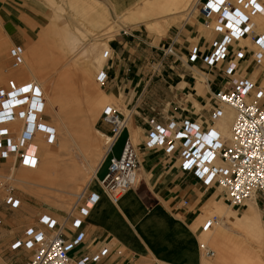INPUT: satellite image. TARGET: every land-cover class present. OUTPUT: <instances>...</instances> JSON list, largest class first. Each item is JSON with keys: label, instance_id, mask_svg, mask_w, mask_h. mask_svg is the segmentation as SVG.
<instances>
[{"label": "built area", "instance_id": "1", "mask_svg": "<svg viewBox=\"0 0 264 264\" xmlns=\"http://www.w3.org/2000/svg\"><path fill=\"white\" fill-rule=\"evenodd\" d=\"M194 9L206 17L205 26L215 34L202 45H190L186 57L188 63H200L219 71L220 84L209 92L208 117L203 123L173 115L164 121L150 118L143 146L160 148L167 156L176 155L181 171L191 173L205 187L219 188L220 197L232 208L241 207L251 197L260 196L264 201V83H257L241 72V61L248 48L241 41L243 37L252 45L250 61L264 70V31L256 30L253 19L264 15V5L260 0H196L187 17ZM178 43V34H173L162 50L163 55L176 56ZM109 55L110 49H105L103 57L108 59ZM8 56L10 68H19L24 63V48L12 44ZM108 80L107 69L101 67L95 81L105 88ZM224 107L234 112L229 137L218 129L225 115ZM45 108V95L35 81L19 82L12 77L0 85V168L8 165L10 169L7 175L0 174V192L8 209L20 206L12 185V171L16 167L38 165V138L45 144L55 141V128L43 118ZM131 115L130 109L125 113L113 104H106L99 116L109 130L102 133L105 145L102 161H108L107 171L98 182L113 203L138 183L139 154L132 140L125 139L118 156L112 154ZM98 197L89 184L85 185L75 195L74 204L62 221L49 213H39L36 224L26 226L14 236L7 250L31 251L23 264L99 261L108 254L106 246L91 255L78 252L85 236L81 229L83 218ZM219 221L215 214L207 216L201 231L212 229ZM199 249L206 257L214 255V250L204 242L199 243Z\"/></svg>", "mask_w": 264, "mask_h": 264}, {"label": "crops", "instance_id": "2", "mask_svg": "<svg viewBox=\"0 0 264 264\" xmlns=\"http://www.w3.org/2000/svg\"><path fill=\"white\" fill-rule=\"evenodd\" d=\"M105 1L115 14L128 15L136 12L135 8L144 0ZM260 1L264 5V0ZM180 16L179 11L162 15L163 18L158 20L161 29L159 34L139 30L137 24L130 26L128 31L120 30L111 43L109 58L103 62L102 67L107 69L109 75L104 92L117 100L118 107L123 112L129 109L132 111L129 124L127 123L120 136L124 137L123 143L128 138L138 147V183L126 191L117 203H113L101 187L96 189L89 185L99 197L89 215L83 218L81 229L85 236L78 252L91 255L106 246L108 254L99 261L88 264H160L157 261L161 264H202L199 257L198 263L194 260L198 254L196 244L208 230L199 231L202 225L194 222L200 215L197 208L206 204L208 190L212 194L215 188L205 187L191 173L181 171L176 155L167 156L160 148L146 149L143 146L146 122L150 118L164 121L173 115L203 123L208 117L209 92L218 85L215 74H211L208 68L186 61L190 45H202L215 36L205 26L206 17L199 13L185 19ZM253 19L256 20V30L264 31V15ZM8 22L14 25L11 18L5 21ZM14 32L9 36L5 33L12 44L28 45L22 33L20 41L15 43ZM173 34H178L177 55L164 56L162 50ZM247 40L245 37L241 38L248 47L245 58L241 61V72L257 83H264L263 68L255 67L250 61L252 45ZM43 118L47 121L45 113ZM231 122L232 112L226 109L224 117L218 123L223 136L230 130ZM96 125L102 133L109 130L108 125L100 118ZM112 154L118 156L120 152L117 154L112 149ZM105 161L107 160H101L96 168L93 178L97 181L101 179L97 177V173ZM217 196L216 194L215 197ZM184 200L186 204L183 203ZM247 203L244 204V211L258 216V208ZM38 214L33 224H36ZM212 236L220 250L219 260L227 252L233 254V258L241 264H260L257 259L252 263L248 248L242 244L234 245L225 232L214 230ZM157 240L163 243H156L155 246L153 242ZM138 241L150 255L138 252ZM204 241L203 239L201 242ZM121 246L123 251L118 249Z\"/></svg>", "mask_w": 264, "mask_h": 264}, {"label": "rangeland", "instance_id": "3", "mask_svg": "<svg viewBox=\"0 0 264 264\" xmlns=\"http://www.w3.org/2000/svg\"><path fill=\"white\" fill-rule=\"evenodd\" d=\"M195 1L144 0L135 8L136 12L122 15L115 14L105 0H0V73L6 75L0 79V85H5L9 78L14 77L7 74L24 67L23 73L27 74V77L21 82L29 80L38 82L46 99L47 122L56 131V138L52 144H45L40 138L37 139L39 163L36 168L16 167L12 171V185L15 194L20 198V207L8 209L1 201L3 192H0V264H23L31 255V251L28 250L18 253L8 251L7 245L24 227L34 223L39 212L49 213L62 221L73 206L75 195L85 185L89 184L96 189L101 187L96 178H93L105 148L102 130L96 123L104 105L113 104L118 107V104L116 99L104 92V87H99L95 75L103 66L104 50L110 49L114 36L120 30L128 31L134 24L138 25L139 30L159 34L161 29L158 20L163 18L162 15L179 11L180 18L185 19ZM196 12L194 9L193 17L196 16ZM8 18L13 20L14 25L10 22L5 23ZM13 32L15 43L20 41L21 33L28 42V45H22L25 49L24 63L16 69L10 68L8 56V49L13 42L7 36ZM209 71L215 74L216 81L220 84L218 69L213 68ZM224 109L232 112L233 119V109L230 107ZM56 111L61 120L57 118ZM65 125L73 131V137L84 150L85 144H81L83 137L92 138L94 150L99 151V156L95 158L93 154H87L83 150L86 155L83 157L71 138L69 136L67 138ZM77 127L79 130L81 127L85 130L78 131ZM224 136L229 137L230 131ZM123 140V136L117 139L113 147L115 153L120 152ZM47 150L55 154L53 163L45 157ZM107 165L108 161H105L97 173L98 178L104 176ZM74 166L78 169V179ZM9 170L8 165L3 166L0 168V174L7 175ZM74 178L78 183L72 187ZM219 191V188H215L211 194L208 190L206 195L208 206L205 204L197 208L200 215L194 222L202 225L203 220L213 214L220 218L218 225L203 234L204 242L212 246L210 248L214 250V255L206 257L200 252L199 243L203 241L201 238L197 240L198 254L194 260L197 262L199 257L202 264H241L233 258V254L227 252L222 253V260H219L220 250L216 247L212 232L220 230L229 236L232 231L228 232L230 230L223 226L227 216L225 213L235 221L240 216H245L247 211H244V203L239 208L230 207L222 200ZM247 202L258 208V216L255 213L254 216L259 219L258 224L264 229V201L259 196L247 199ZM233 225L235 227L229 229H236L237 233H234L235 240L231 242L248 248L252 263L257 259L260 264H264V233L259 242L254 243L247 235L245 227L237 223ZM153 243L156 246V243L163 242L157 240ZM137 245L139 251H136L147 254L139 241ZM118 249L123 251L124 248L121 246Z\"/></svg>", "mask_w": 264, "mask_h": 264}, {"label": "bare ground", "instance_id": "4", "mask_svg": "<svg viewBox=\"0 0 264 264\" xmlns=\"http://www.w3.org/2000/svg\"><path fill=\"white\" fill-rule=\"evenodd\" d=\"M6 43V42H5ZM3 44V43H2ZM2 47V46H1ZM2 49V48H1ZM5 52V51H4ZM23 69H25L24 67H21V68H19V69H17V70H15L13 73H11V74H7V75H9V76H14L19 82H21L25 77H27L26 75L27 74H25V73H23ZM27 70H29V68H27ZM30 71V70H29ZM35 73V72H34ZM6 75H3L2 73H0V79H3L4 77H5ZM38 83V82H37ZM55 100V99H54ZM55 104V103H54ZM56 105V104H55ZM224 111H225V109H224ZM57 113H56V116H57V118H59L58 117V111H56ZM73 113V112H72ZM60 120H61V117L59 118ZM129 124V123H128ZM84 127V126H83ZM65 128L67 129V138H71V140L75 143V145H76V147H77V149L79 150V152H81V154L83 155V157H86V155H85V153H84V151H86L87 152V154H93L94 155V157L95 158H97L98 156H99V151L97 152V150L95 151L94 150V143H93V139L92 138H88V137H86V136H84L83 137V140L81 141V144L83 145V144H85V149L86 150H84L82 147H81V145H80V143L78 142V141H76V139L73 137V131L72 130H70V128H69V126H66L65 125ZM82 129V131L83 130H85L84 128H80V130ZM77 130L78 131H80L79 129H78V127H77ZM224 130V129H223ZM230 131V130H229ZM81 133H83V132H81ZM84 134V133H83ZM223 134V133H222ZM69 136V137H68ZM81 136V135H80ZM67 140V139H66ZM96 143V142H95ZM84 150V151H83ZM55 155V154H54ZM54 155H53V153L51 152V150H47V155L45 156L46 157V159H48L49 160V162H54ZM103 158V157H102ZM102 160V159H101ZM52 162V163H53ZM99 164H100V161H99ZM37 167V166H36ZM35 167V168H36ZM75 167V169H74V172H75V176H76V178L78 179V169H77V166H74ZM77 169V170H76ZM96 171V170H95ZM58 176V175H57ZM76 178H74L73 180H72V182H73V186L72 187H74V186H76L77 185V183H78V181H77V179ZM80 178V177H79ZM253 197H251L250 199H252ZM249 199V200H250ZM246 202H247V200L244 202V204H246ZM250 202H248L247 204H249ZM250 204H252V203H250ZM249 204V205H250ZM252 208V207H251ZM91 210L92 209H90V210H88L87 211V214H86V216H88L89 215V213L91 212ZM229 210V209H228ZM255 211V210H254ZM227 215V216H226ZM225 216H226V219H224V221H223V226L226 228V229H228V230H230V231H228V232H231V234L228 236V239L230 240V241H234L235 240V238H234V233H237V231H236V229H229V227H231V228H234L235 227V225H233V223L235 224V223H237V224H240V225H242L243 227H245L246 229H247V235H249L250 237H251V239L253 240V242L254 243H256V242H259V240L263 237V233H264V230H263V228H261L260 226H259V224H258V222H259V219L258 218H256V216H254V213H251V212H247V214L245 215V216H240L237 220H232L233 218L228 214V213H225ZM234 216H235V214H234ZM219 224V223H218ZM218 224H216V225H218ZM218 229V228H217ZM220 229V228H219ZM225 229V230H226ZM245 241V240H244ZM207 246H209V247H211L212 248V246H210L208 243H206V242H204ZM261 243V242H260ZM252 245V244H251ZM255 245V244H254ZM223 249V248H222ZM240 259V258H239Z\"/></svg>", "mask_w": 264, "mask_h": 264}]
</instances>
